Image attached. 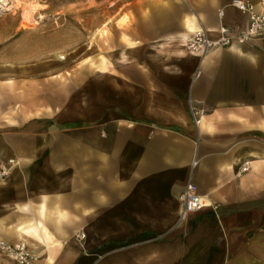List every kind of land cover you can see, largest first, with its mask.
Instances as JSON below:
<instances>
[{"label":"crops","instance_id":"0c3cea01","mask_svg":"<svg viewBox=\"0 0 264 264\" xmlns=\"http://www.w3.org/2000/svg\"><path fill=\"white\" fill-rule=\"evenodd\" d=\"M229 2L126 0L93 67L54 83L0 57V243L29 264H264V37L184 47L245 28ZM189 182L203 206L180 217Z\"/></svg>","mask_w":264,"mask_h":264},{"label":"rangeland","instance_id":"374dc122","mask_svg":"<svg viewBox=\"0 0 264 264\" xmlns=\"http://www.w3.org/2000/svg\"><path fill=\"white\" fill-rule=\"evenodd\" d=\"M19 1L22 3L0 13V57L23 67L38 62L45 84L62 81L85 65L93 67L102 46L109 47L116 8L126 2ZM24 1L32 6L30 16H26L28 9L21 8Z\"/></svg>","mask_w":264,"mask_h":264},{"label":"built area","instance_id":"2783aa9c","mask_svg":"<svg viewBox=\"0 0 264 264\" xmlns=\"http://www.w3.org/2000/svg\"><path fill=\"white\" fill-rule=\"evenodd\" d=\"M258 2L260 4L259 9L249 0H230L229 7L247 16V26L235 31L233 28L221 24L215 37H210L204 30H197L185 41L184 47L189 52L202 56L212 49L230 47L234 44H245L254 39L264 37V0H258ZM0 3L2 2L0 1ZM11 7V0H9L8 4L5 2L0 5V13L11 9ZM224 13V7L219 8L217 11L218 18L222 19ZM190 113L194 123L197 125L200 123L204 110L191 105ZM247 169L248 165L244 163L240 167L239 173ZM179 202L180 217L189 215L202 208L203 199L195 183L189 182L186 184L184 192L179 196ZM0 249L19 264H29L32 259L31 253L23 242L16 244L0 243Z\"/></svg>","mask_w":264,"mask_h":264},{"label":"bare ground","instance_id":"6f19581e","mask_svg":"<svg viewBox=\"0 0 264 264\" xmlns=\"http://www.w3.org/2000/svg\"><path fill=\"white\" fill-rule=\"evenodd\" d=\"M2 3H0V5H2V4H4L5 2L8 4V2H9V0H0ZM23 1V0H22ZM18 3H22V2H20L19 0H11V5H12V7L14 8V6H16ZM31 3V2H30ZM29 3V4H30ZM31 5H33V4H31ZM11 7V8H12ZM21 8H23L24 10H27L28 11V15H26V16H30V13H29V11H31L32 10V6H30V5H28V4H26L25 3V1L23 2V6H22V4H21ZM26 18H28V17H26ZM31 18V17H30ZM29 20V19H28ZM36 22V21H35ZM197 31V30H196Z\"/></svg>","mask_w":264,"mask_h":264}]
</instances>
